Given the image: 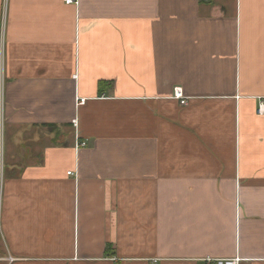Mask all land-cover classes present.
Wrapping results in <instances>:
<instances>
[{
    "label": "crops",
    "instance_id": "1",
    "mask_svg": "<svg viewBox=\"0 0 264 264\" xmlns=\"http://www.w3.org/2000/svg\"><path fill=\"white\" fill-rule=\"evenodd\" d=\"M76 1L0 0V264H264V0Z\"/></svg>",
    "mask_w": 264,
    "mask_h": 264
},
{
    "label": "built area",
    "instance_id": "2",
    "mask_svg": "<svg viewBox=\"0 0 264 264\" xmlns=\"http://www.w3.org/2000/svg\"><path fill=\"white\" fill-rule=\"evenodd\" d=\"M66 4H72L77 2L76 0H64ZM175 95L177 97H181L183 95L182 93V89L180 87H177L175 89ZM86 101L85 98H81L79 101V104H84ZM259 112L260 113H264V100L261 101L260 105H259ZM74 124L77 125V120L75 119ZM86 142L82 141V142H78L77 143V147H82L85 146ZM68 174H73L72 171H69ZM2 238H3V230H2V207H1V201H0V262H7V263H11L14 261V257L10 256V255H2L1 254V242H2ZM241 258L240 257H233L231 259H218L216 260V264H240Z\"/></svg>",
    "mask_w": 264,
    "mask_h": 264
},
{
    "label": "rangeland",
    "instance_id": "3",
    "mask_svg": "<svg viewBox=\"0 0 264 264\" xmlns=\"http://www.w3.org/2000/svg\"><path fill=\"white\" fill-rule=\"evenodd\" d=\"M3 133H4V130L2 131ZM4 157L3 156H1V153H0V165H1V167L3 166V164H4ZM8 159V158H7ZM10 164L8 163V161H7V166H9ZM1 167H0V170L1 171H3L4 172V167H2V169H1ZM3 241V240H2ZM1 245H2V242H1Z\"/></svg>",
    "mask_w": 264,
    "mask_h": 264
}]
</instances>
